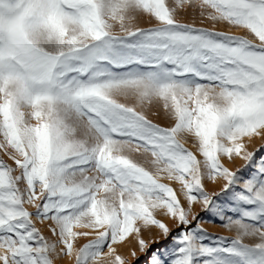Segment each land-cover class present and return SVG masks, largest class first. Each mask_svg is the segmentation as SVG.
<instances>
[{
  "label": "snow or ice",
  "instance_id": "6c2138e0",
  "mask_svg": "<svg viewBox=\"0 0 264 264\" xmlns=\"http://www.w3.org/2000/svg\"><path fill=\"white\" fill-rule=\"evenodd\" d=\"M186 10L213 27L182 22ZM256 137L264 0H0V151L15 165L0 157V264H127L117 246L132 237L146 264H264ZM196 204L236 237L213 239ZM153 228L171 250L149 254Z\"/></svg>",
  "mask_w": 264,
  "mask_h": 264
},
{
  "label": "rangeland",
  "instance_id": "374dc122",
  "mask_svg": "<svg viewBox=\"0 0 264 264\" xmlns=\"http://www.w3.org/2000/svg\"><path fill=\"white\" fill-rule=\"evenodd\" d=\"M166 2L168 3L169 7L175 6V0H166ZM177 18L180 19L182 22L195 24L196 26H203L209 28L213 27L211 22L203 19L198 15L196 11L193 10L178 11ZM155 23L156 22L154 19L150 17H145L141 19L139 26L150 27V26H154ZM216 27L219 30L229 31L236 35H245L248 36V38H252L251 35L244 29L228 27L227 25L224 24L216 25ZM116 30L119 31L118 27ZM148 115L149 118L152 119L154 122L159 123L163 126H170L171 122L165 118L162 111H160L159 113L155 111L149 112ZM262 146H264V138L262 139L261 144H259L257 147H253V145H249V150L254 151L257 148H261ZM186 147H188L194 153L198 154L197 147L192 143L191 140H188L186 142ZM0 157H2L9 164H13V161H11L8 158V156L5 155L2 151H0ZM141 162L143 163V161ZM244 164L245 162L243 160L236 158L234 163L229 164V167H231L233 170H236L237 168H242ZM13 166L15 167L14 164ZM146 166L151 167L150 165H146ZM245 175H247V172H245ZM162 182L170 184L172 187L177 189L178 194H180L179 185L175 181H170L167 178H164ZM208 187L210 191L219 192L220 188L222 187V182L215 185L209 183ZM181 199L183 200L182 195H181ZM26 207H28L29 211L35 212V208L33 206L26 205ZM193 210L194 213H198L199 216L202 217V220L200 221V226L204 228L211 235L213 239L223 237V238H227V240H231L232 238L236 237L237 233L234 229L229 230L227 227L223 226V222L219 221L215 217H211L208 213L202 211L201 206L199 204L194 205ZM158 218H161L166 223H168L169 227L172 229L173 234H175L180 230V228L169 218L164 216H159ZM49 224L50 222L48 221H45L43 224L37 221V227H39L42 233L51 240L54 239V237L50 230ZM143 238L146 241H148L150 244L149 254L157 249H159L160 253L163 254L166 251L171 250L173 247L172 237L169 236L168 238H165L159 229L153 228L150 231L143 232ZM87 239L90 238H81L78 246H82L83 243H86ZM245 242L255 243L256 241L253 239H246ZM117 247L119 253L126 259L127 264H146V259H147L146 254L140 251L139 245L137 244L135 237L130 238L128 242L119 245ZM133 251H135L136 253L135 256L132 255ZM56 264H75V259L74 257L64 256L63 254H61L60 257L56 258Z\"/></svg>",
  "mask_w": 264,
  "mask_h": 264
},
{
  "label": "bare ground",
  "instance_id": "6f19581e",
  "mask_svg": "<svg viewBox=\"0 0 264 264\" xmlns=\"http://www.w3.org/2000/svg\"><path fill=\"white\" fill-rule=\"evenodd\" d=\"M263 138L264 137L253 138L252 142L249 145H253V147H257L259 144H261Z\"/></svg>",
  "mask_w": 264,
  "mask_h": 264
}]
</instances>
